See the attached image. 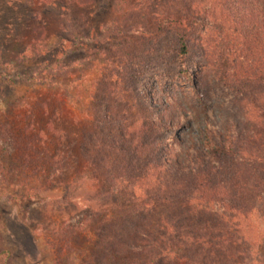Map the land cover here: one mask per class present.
Returning <instances> with one entry per match:
<instances>
[{"label": "trees", "instance_id": "trees-1", "mask_svg": "<svg viewBox=\"0 0 264 264\" xmlns=\"http://www.w3.org/2000/svg\"><path fill=\"white\" fill-rule=\"evenodd\" d=\"M66 1L84 8L96 0ZM113 5L120 20L106 23L102 35L85 27L72 43L78 50L104 37L122 67L118 81L126 88L108 91L117 102L94 97L93 133L82 148L90 177L107 187L108 205L63 222L58 233L74 238L102 222L106 233L98 234L99 246L117 254L121 264H260L263 241L248 222L264 218V0ZM204 38L205 68L223 96L218 119L212 103L200 96L183 105L170 97L173 106L157 118V107L147 103V82L173 70L193 83L182 61L192 43L202 45ZM148 64H154L149 73L143 69ZM128 90L134 105L126 99ZM56 134L65 139L57 129ZM67 148H56V187L76 161ZM110 206L118 223L107 215Z\"/></svg>", "mask_w": 264, "mask_h": 264}, {"label": "rangeland", "instance_id": "rangeland-1", "mask_svg": "<svg viewBox=\"0 0 264 264\" xmlns=\"http://www.w3.org/2000/svg\"><path fill=\"white\" fill-rule=\"evenodd\" d=\"M39 1L0 0V264H121L117 254L99 246L98 234L106 233L102 222V232L92 228L74 238L58 233L63 222L75 216L81 220L92 209L108 205L103 195L107 187L90 177L82 148L93 133L94 97L117 102L108 91L126 88L118 81L122 67L116 49L103 36L78 50L72 43L85 27L102 35V27L120 20L121 14L113 0H96L84 8L66 0L54 5ZM204 40L202 45L193 42L182 61L195 77L193 83L166 69L147 82V103L157 107L152 111L157 118L163 108L173 106L171 99L194 104L200 96L212 103L218 119L223 96L205 68ZM62 66L68 68L60 71ZM145 68L152 72L154 64ZM134 98L129 91L128 103L134 105ZM56 129L65 139L60 141ZM59 146L68 147L76 161L56 187ZM47 175L54 177L45 182ZM107 215L112 224L120 220L111 206ZM248 228L263 241L259 257L264 264V218L252 216Z\"/></svg>", "mask_w": 264, "mask_h": 264}]
</instances>
